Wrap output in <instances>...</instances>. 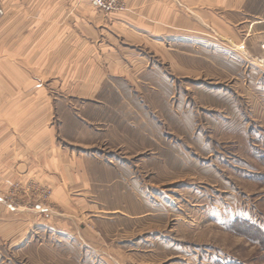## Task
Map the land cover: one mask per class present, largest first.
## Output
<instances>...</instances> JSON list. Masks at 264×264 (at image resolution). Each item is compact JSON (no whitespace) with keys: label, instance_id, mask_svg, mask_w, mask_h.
Returning <instances> with one entry per match:
<instances>
[{"label":"crops","instance_id":"crops-1","mask_svg":"<svg viewBox=\"0 0 264 264\" xmlns=\"http://www.w3.org/2000/svg\"><path fill=\"white\" fill-rule=\"evenodd\" d=\"M126 1L129 9L108 12L89 0H1L5 16L0 19V107L15 101L17 108L24 102V86L7 81L9 68L15 74H65V90H77L87 99L96 97V103L87 104L105 112L101 118L87 115L90 123L107 124L109 117L115 119L113 135L119 148L131 154L153 149L161 161L163 111L179 118L171 103L179 88L168 68L155 62L150 51L169 60L177 74L199 76L204 70L217 78L216 73L206 69L216 65L217 59L227 60L220 67L225 79L232 81L252 68L248 61L256 56L257 47L264 49V0ZM166 43L172 48L165 49ZM143 44L151 50L135 48ZM216 51L221 52L219 58ZM201 59L207 61L208 68L197 64ZM195 85L210 88L197 81ZM226 90L227 87H217L219 93ZM119 95L123 110L116 117L108 116L114 106L110 102ZM22 117L0 114L1 190L8 189L24 171L23 125L18 126L23 123ZM88 134L90 138L82 130L77 134L79 144L89 146L101 139L97 129ZM49 139L38 169L41 180L52 185L51 196L67 213L74 214L79 205L85 207L88 197L93 196L101 211L98 219L102 226L100 232L85 227L82 233L72 230L68 219L34 217L36 240L53 252V264L57 253L68 254L67 258L73 260V252L84 243L91 251L107 250L104 243L108 245L110 227L119 228L124 217L136 221L147 209H155L156 203L163 202V189L153 195L148 189L150 183L136 174L127 160H118L113 169L104 167L91 152H79L77 156L75 149L71 152L56 145L54 134ZM77 190L81 191L78 196L72 195ZM156 194L161 197L156 198ZM25 228L23 217H14L0 205V236L24 239ZM57 248L66 254L57 252ZM101 257L85 263L114 264V259L110 262L103 254Z\"/></svg>","mask_w":264,"mask_h":264},{"label":"rangeland","instance_id":"rangeland-1","mask_svg":"<svg viewBox=\"0 0 264 264\" xmlns=\"http://www.w3.org/2000/svg\"><path fill=\"white\" fill-rule=\"evenodd\" d=\"M171 46L166 43L164 48ZM135 48L151 50L147 44ZM257 48L254 59L248 61L252 68L232 81L225 79L220 67L227 60L217 59L216 65L206 69L216 73L217 78L204 70L199 76L177 74L169 60L150 51L153 60L167 67L178 85V95L171 103L175 115L183 119L180 122L171 117V112L163 111L161 161L153 149L131 154L119 148L113 135L115 119L109 117L107 124L90 123L87 115L101 118L105 112L87 104L96 103V97L87 99L77 90H65L67 75L15 74L9 68L7 81L24 86V102L16 108L15 101H9L6 107H0V114L23 116L18 126L23 125L24 171L8 189H0V205L14 217H23L26 235L24 239L0 236V264H53V252L36 240L37 229L32 221L36 216L68 219L70 228L82 233L85 227L95 232L102 229L98 219L101 211L93 196L88 197L85 207L78 203L80 207L74 214L67 213L51 196L52 185L41 180L38 169L45 159L42 149L51 134L59 147L71 152L75 149L77 156L89 151L104 167L113 169L118 160H127L133 171L150 183L152 188L148 189L153 195L163 189V202L147 209L152 215L145 211L136 221L124 217L119 228L108 229V245L104 243L107 250L91 251L84 243L70 260L66 251L57 248L67 256L55 254L54 264H80V260L86 264L87 260L102 259V254L110 262L114 259V264H264V246L245 235L242 228H228L232 220L244 218L264 229V49ZM220 53L214 54L219 58ZM197 64L209 67L204 59ZM196 81L210 88L195 85ZM217 87L228 90L219 93ZM122 99L119 95L110 102L114 106L108 116L120 115ZM91 129L93 133L97 129L101 139L89 146L79 144L77 134L82 130L90 138ZM75 258L79 261L74 262Z\"/></svg>","mask_w":264,"mask_h":264},{"label":"trees","instance_id":"trees-1","mask_svg":"<svg viewBox=\"0 0 264 264\" xmlns=\"http://www.w3.org/2000/svg\"><path fill=\"white\" fill-rule=\"evenodd\" d=\"M228 228H230L233 231H237L238 229L242 228V230H244L243 233L245 235L249 236L254 242L258 243L259 245L264 246V229L260 227L258 224L253 223L244 218H236L228 224ZM219 264H224V263L219 262Z\"/></svg>","mask_w":264,"mask_h":264},{"label":"built area","instance_id":"built-area-1","mask_svg":"<svg viewBox=\"0 0 264 264\" xmlns=\"http://www.w3.org/2000/svg\"><path fill=\"white\" fill-rule=\"evenodd\" d=\"M97 4L104 11H123L127 10V5L124 0H90ZM5 16V8L0 0V19ZM260 61L263 62V59Z\"/></svg>","mask_w":264,"mask_h":264}]
</instances>
